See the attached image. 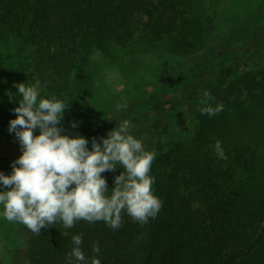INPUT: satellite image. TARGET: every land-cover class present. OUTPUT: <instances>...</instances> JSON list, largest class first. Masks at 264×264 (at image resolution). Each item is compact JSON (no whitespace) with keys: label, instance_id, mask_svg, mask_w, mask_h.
I'll return each mask as SVG.
<instances>
[{"label":"trees","instance_id":"1","mask_svg":"<svg viewBox=\"0 0 264 264\" xmlns=\"http://www.w3.org/2000/svg\"><path fill=\"white\" fill-rule=\"evenodd\" d=\"M195 1L0 0V38L36 46L41 79L57 90L58 80L71 76L81 55L109 44L127 48L139 33L147 43L169 37L175 51L195 55L203 31L193 17ZM46 29L59 34L54 45ZM263 35L264 24L231 53L246 59ZM230 74L224 70L216 78L209 67L184 88V100L204 88L214 97L208 103H223L224 110L215 116L201 114L189 142L155 152L150 175L162 207L154 219L140 224L123 212L118 229L84 220L69 229L57 223L39 235L27 229L26 245L14 252L13 263L91 264L95 256L100 264H264V68L234 78ZM170 106L169 101L156 105L154 121L146 125L140 120L139 127L163 131ZM136 116L137 108L129 106L103 132L82 129L76 134L91 144L93 137H106L123 120L137 131ZM217 140L226 160L211 147ZM7 169L0 162V172L6 175ZM121 171L102 173L109 188ZM77 234L83 238V262L68 259ZM94 244L99 253L92 251Z\"/></svg>","mask_w":264,"mask_h":264},{"label":"rangeland","instance_id":"2","mask_svg":"<svg viewBox=\"0 0 264 264\" xmlns=\"http://www.w3.org/2000/svg\"><path fill=\"white\" fill-rule=\"evenodd\" d=\"M195 4L193 17H198L203 30L195 55L186 57L175 51L169 37L147 43L139 33L127 48L109 44L81 55L71 76L65 82L58 80L57 90L41 79L36 46L3 42L0 38V162L9 169L6 175L11 174L12 162L22 154L15 133L8 130L10 120L15 119L13 109L21 99L14 87L19 83L31 86L40 81L41 98L68 102L60 126L69 136L82 129L103 132L108 122L124 111H117V104L137 108V127L140 120L151 124L156 116L153 108L169 101L172 106L163 131L144 130L142 126L137 131L131 127L130 134L142 141L145 150L155 152L189 142L199 126V109L206 105L201 103L204 88L184 100L186 86L196 83L209 67H213L216 78L224 70L234 78L264 68V35L260 46L246 59H236L231 53L264 24V0H196ZM50 20L56 21L57 17ZM46 30L54 45L59 34L54 29ZM70 122H76L77 127H71ZM88 147L91 149V144ZM26 231L25 226L0 216V264H14V252L26 245Z\"/></svg>","mask_w":264,"mask_h":264},{"label":"clouds","instance_id":"3","mask_svg":"<svg viewBox=\"0 0 264 264\" xmlns=\"http://www.w3.org/2000/svg\"><path fill=\"white\" fill-rule=\"evenodd\" d=\"M14 87L21 99L13 109L15 119L10 120L8 130L15 133L22 154L12 162L10 175L0 172V216L37 235L57 223L72 228L80 220L103 221L118 229L123 212L140 224L157 216L162 202L153 193L155 181L150 175L156 153L145 150L142 141L130 134L131 121L123 120L99 140L93 137L89 149L88 139L64 134L60 126L68 102L41 98L40 81ZM203 95L201 103L206 106L199 109L202 115L215 116L224 110L223 103L215 107L208 103L214 99L210 92ZM126 108V104L116 105L117 111ZM70 123L77 127L76 122ZM211 147L218 158L227 159L219 140ZM117 168L122 171L109 188L102 173ZM82 239L79 234L72 236L69 261H86ZM92 251L99 253L98 244ZM91 264H100V260L94 256Z\"/></svg>","mask_w":264,"mask_h":264}]
</instances>
